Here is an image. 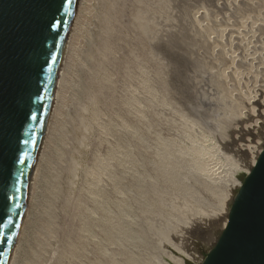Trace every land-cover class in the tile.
Segmentation results:
<instances>
[{
  "label": "rangeland",
  "instance_id": "1",
  "mask_svg": "<svg viewBox=\"0 0 264 264\" xmlns=\"http://www.w3.org/2000/svg\"><path fill=\"white\" fill-rule=\"evenodd\" d=\"M223 1H76L14 264L204 262L264 135V0Z\"/></svg>",
  "mask_w": 264,
  "mask_h": 264
},
{
  "label": "water",
  "instance_id": "2",
  "mask_svg": "<svg viewBox=\"0 0 264 264\" xmlns=\"http://www.w3.org/2000/svg\"><path fill=\"white\" fill-rule=\"evenodd\" d=\"M76 1L72 0L69 5L64 0V7L57 16L63 22L62 27L56 30L59 34L44 39L43 47L47 54H41L39 63L43 64L44 60L48 63L43 64L42 71L33 70L30 74L27 87L32 100L29 105L27 96L21 99L18 93V56L22 49L43 38L39 32V22L56 10L60 0H0V107L4 112L3 131L0 133V169L5 176L10 170L12 172V179L7 185L0 183V216L4 217V224L12 222L8 227L0 225V231L11 240L9 244L0 238V264L8 262L25 207L30 173L54 96L59 63ZM52 56H55V61L51 59ZM37 90L39 100L35 96ZM29 109L38 117L37 120L25 118L23 113ZM25 140L29 143L24 144ZM17 153L24 155L25 164L12 168V160ZM261 156H264V150L257 162ZM21 170L23 176H19ZM250 175L251 172L241 186L245 189V196H240V188L232 202L233 206L237 200L240 201L234 221L229 211L226 225L231 222V230L225 236L223 229L202 264H239L242 261L264 264V173H257L249 181ZM16 177H19V181ZM5 193L15 198L5 201ZM221 239L223 243L216 248Z\"/></svg>",
  "mask_w": 264,
  "mask_h": 264
},
{
  "label": "bare ground",
  "instance_id": "3",
  "mask_svg": "<svg viewBox=\"0 0 264 264\" xmlns=\"http://www.w3.org/2000/svg\"><path fill=\"white\" fill-rule=\"evenodd\" d=\"M226 0H224L223 2H225ZM219 2V1H218ZM242 2V1H241ZM81 3V2H80ZM227 3V2H226ZM216 4H218V3H216ZM250 4V3H249ZM79 5V4H78ZM77 5V6H78ZM251 5H253V3L251 4ZM224 6V5H223ZM238 6V5H237ZM78 8V7H77ZM228 8V7H227ZM221 9V8H220ZM223 9V8H222ZM193 11V10H192ZM253 15V14H252ZM75 16H76V13H75V10H74V14H73V17H72V21H71V23H70V28H69V30H68V33H67V37H66V40H65V44H64V47H63V51H62V55H61V59H60V63H59V68H58V74H57V77H56V81H55V85H54V96H53V98H52V102H51V106H50V110H49V113H48V117H47V119H46V123H45V126H44V131H43V134H42V140H41V143H40V147H39V150H38V154H37V157H36V160L34 161V164H33V166H32V169H31V173H30V178H29V184H28V192H27V197H26V202H25V207H24V210H23V213H22V217H21V219H20V223H19V226H18V229H17V232H16V237H15V240H14V244H13V248H12V250H11V253H10V256H9V258H8V262H7V264H14L15 262H16V258H17V250H19L18 248L20 247V245H21V243H22V241H23V237H24V231H25V227H26V224H27V215H28V213H27V211L28 210H30V207H29V203H30V200L31 199H33V200H35V195H36V191H37V186H38V183H39V168H40V166H41V164H42V159H43V150H44V145H45V140H47L48 139V134H49V132H50V130L52 129L51 128V125H52V121L54 120V118L56 117L55 116V111H57L56 110V103L58 102V100H59V97H60V90H61V86H62V84L64 83L63 82V78H64V74H65V71H66V68H67V65L69 64L68 63V60H69V54H70V52H71V50H72V46H73V42H74V28H73V25H74V22H75ZM226 16V15H225ZM257 16V15H256ZM260 16V15H259ZM191 17V16H190ZM233 17V16H232ZM255 17V16H254ZM224 18V17H223ZM196 21V20H195ZM229 22V21H228ZM223 24V23H222ZM227 24V23H226ZM224 25V24H223ZM228 25H230V23L228 24ZM226 26V25H225ZM184 27V26H183ZM227 27V26H226ZM232 28V30H235V32L232 34V30H230ZM73 29V30H72ZM239 29V28H238ZM220 30V29H219ZM181 32V31H180ZM184 32V31H183ZM210 32V31H209ZM188 31L185 33V37L186 36H188ZM192 33V32H191ZM226 33H227V35H232L233 37V39H229L228 41H226V42H223L222 44H217L218 45V48L221 50V47L223 46L224 47V45H226V44H224V43H232V44H230V49H231V47H234V49L232 48L231 50L232 51H234V50H236V48H239L236 52H235V54H236V58L239 60V61H245V51H244V49H243V46H242V48H240V47H236L235 48V44H240V43H238V40L240 39L239 38V36H241L242 34H241V31H239V30H237V28H235L234 26H228L227 27V30H226ZM243 33V32H242ZM255 34V33H254ZM189 35H191L190 33H189ZM222 35V34H221ZM226 35V34H225ZM226 35V36H227ZM194 36H196V35H194ZM225 36V37H226ZM228 36V37H229ZM256 36V35H255ZM189 37V36H188ZM197 37V36H196ZM231 37V36H230ZM241 38H242V36H241ZM191 39V38H190ZM210 39L211 38H209L208 40L210 41ZM214 39V38H213ZM225 39H227V38H225ZM252 40H254V39H252ZM215 40H213V42H214ZM219 41V40H218ZM224 41V40H223ZM241 42V41H240ZM255 42V41H254ZM211 43H212V40H211ZM215 43V42H214ZM214 43H213V45H214ZM187 44V43H186ZM205 44V43H204ZM203 44V45H204ZM227 44V45H228ZM203 45H201V46H203ZM208 45H210V44H208ZM255 45V44H254ZM206 46V45H205ZM212 46V45H211ZM210 46V47H211ZM236 46H238V45H236ZM239 46H241V45H239ZM214 47V46H213ZM217 47V46H216ZM198 48V47H197ZM196 48V49H197ZM205 47H203V50H207L209 47H207V48H205ZM198 50V49H197ZM209 50H210V48H209ZM208 50V51H209ZM193 51V50H192ZM212 51V50H211ZM215 51V50H214ZM223 51V50H222ZM221 51V52H222ZM228 52V51H227ZM213 53V52H212ZM223 53V52H222ZM254 53H256V52H254ZM202 55V54H201ZM225 55V54H224ZM229 55H231V54H229ZM263 55V54H262ZM254 58H259V55H257L256 54V56L254 57ZM261 58V57H260ZM237 60V61H238ZM259 61V60H258ZM213 62V61H212ZM226 62V61H225ZM262 62V61H261ZM240 63V62H239ZM260 63V62H259ZM226 64V63H225ZM242 64V63H241ZM238 67V66H237ZM249 67V66H248ZM247 67V68H248ZM256 69V68H255ZM258 69V68H257ZM256 69V70H257ZM258 71V70H257ZM246 72V71H245ZM254 73V72H253ZM259 73V72H258ZM257 73V74H258ZM249 74H251V73H249ZM254 75V74H253ZM260 75V74H259ZM248 77V76H247ZM255 77V76H254ZM258 77V76H257ZM260 77V76H259ZM252 78V77H251ZM254 79V78H253ZM256 79V78H255ZM69 83V82H68ZM65 89V88H64ZM260 113H262V112H257L254 116H252V118L254 119V124H253V119L251 120V124H252V126L250 125H240L239 127H240V131H242V133H243V131H246L247 132V134H257L258 132H259V128H258V126H257V123H259V125H261L263 122H264V119H262L260 116H262ZM250 114V113H249ZM257 114L259 115V117H257ZM248 115V114H247ZM264 116V115H263ZM245 118V117H244ZM247 118H248V116H247ZM246 122V121H245ZM248 123V122H247ZM54 125V124H53ZM239 125V124H238ZM51 128V129H50ZM46 133V134H45ZM237 133V135H240V136H238L240 139L238 140V141H240L241 143H246L245 141L246 140H243L242 138L245 136L244 135V133H243V137L241 136V133H239V132H236ZM246 137V136H245ZM248 138H251L250 136H247ZM47 138V139H46ZM262 142L259 144V147H257V150H256V154H255V157H254V159L252 160V163L253 164H256V162H257V160H258V158H259V156H260V154L262 153V151L264 150V135H262ZM261 139V138H260ZM49 141V140H48ZM254 141V140H253ZM252 144V143H251ZM214 169V168H213ZM246 172H248V173H250L251 172V169L248 167L247 168V171ZM242 186V185H241ZM234 200V199H233ZM33 202V201H32ZM233 202V201H232ZM230 211V210H229ZM228 215H229V212H228V214L223 218V220L221 221V232L223 231V229L225 228V226H226V224H227V222H228ZM221 234V233H220ZM219 238V237H218ZM217 240L218 239H216V242H217ZM216 242H215V244H216ZM214 244V245H215ZM213 245V246H214Z\"/></svg>",
  "mask_w": 264,
  "mask_h": 264
},
{
  "label": "snow or ice",
  "instance_id": "4",
  "mask_svg": "<svg viewBox=\"0 0 264 264\" xmlns=\"http://www.w3.org/2000/svg\"><path fill=\"white\" fill-rule=\"evenodd\" d=\"M42 2H46V0H42ZM67 3L69 5L72 4V0H67ZM64 7V0H60V3L57 5L56 10L53 12H50V14L46 15L40 22H39V32L41 36L43 37L38 42L24 48L21 50L18 56V65H19V80H20V86L18 89L19 97L22 99L25 95L27 96V102L30 105L32 100V94L29 92L27 84L28 79L30 77V74L33 70L39 72L43 69V64H47L48 61L44 60L43 64L39 63V58L41 54H47L44 52V39H47L48 37H55L59 33L56 31L57 29L62 27V19H57V16L61 10V8ZM51 59L55 61V56H52ZM36 99H40L39 90L35 93ZM25 118H30L32 120H37L38 117L35 114H32L30 112V109L28 112L23 113ZM3 121H4V112L3 108L0 107V133L3 131ZM24 144H28L29 141L25 140L23 141ZM25 164V159L23 154H15L12 160V168H15L16 165H23ZM247 166L251 169V175L248 177L249 181L253 179V176H255L257 173H264V156H261L259 161L256 164H253L251 160L246 161ZM24 173L21 170L19 173V176H23ZM12 179V172L11 170L8 172L7 176L4 175L3 170L0 169V183L7 185L8 181ZM17 181H19V177H16ZM18 191V189H17ZM245 189L241 188L240 190V196H245ZM15 197H9L7 193L4 195L5 201H8L10 199H14ZM240 201L237 200L236 204H234L231 208V214L233 217V221L235 219L236 213L238 211ZM229 210L226 208L224 215H227ZM4 217L0 216V225L3 227H8V224H11V221H8V224H4ZM232 228V223L230 222L228 225L225 226V232L223 235H227L228 231H230ZM0 238L3 239V242L5 243H11V240L5 235L3 231H0ZM223 243V239H221L220 243L216 245V248L220 247V244ZM239 264H251V261L248 262H239Z\"/></svg>",
  "mask_w": 264,
  "mask_h": 264
}]
</instances>
